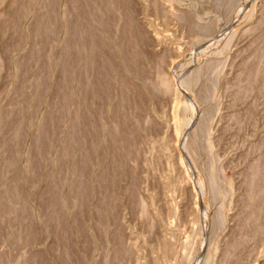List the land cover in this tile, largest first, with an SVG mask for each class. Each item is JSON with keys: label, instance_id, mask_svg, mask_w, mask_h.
<instances>
[{"label": "rangeland", "instance_id": "374dc122", "mask_svg": "<svg viewBox=\"0 0 264 264\" xmlns=\"http://www.w3.org/2000/svg\"><path fill=\"white\" fill-rule=\"evenodd\" d=\"M64 1L0 0V264H201L216 233V264H264V0Z\"/></svg>", "mask_w": 264, "mask_h": 264}, {"label": "bare ground", "instance_id": "6f19581e", "mask_svg": "<svg viewBox=\"0 0 264 264\" xmlns=\"http://www.w3.org/2000/svg\"><path fill=\"white\" fill-rule=\"evenodd\" d=\"M68 1V0H67ZM66 1V2H67ZM71 1V0H70ZM69 1V2H70ZM65 2V1H64ZM65 2V3H66ZM72 2H74V1H72ZM68 3V2H67ZM72 4V3H71ZM263 5H261V7H260V5H259V7L260 8H262V6L264 7V3H262ZM65 4L63 3V6H64ZM75 5V4H74ZM66 6H67V4H66ZM71 6V5H70ZM74 7H76V6H74ZM74 7H73V4H72V8L74 9ZM62 10V9H61ZM64 10V9H63ZM63 13H65L66 14V10H64V11H62ZM74 23L75 22H72V25H74ZM76 24V23H75ZM76 26H77V24H76ZM72 27H74V26H72ZM73 29H75V28H73ZM76 29H77V27H76ZM75 29V30H76ZM236 32H237V29H233V30H231V33H229L228 34V36L227 37H224L223 39L222 38H219L218 40H217V42L216 43H214L208 50L206 49V52L207 53H210V54H213V55H215V56H220L221 54H223V53H225V51H227L226 49L228 48V45L230 44V42L232 41V40H234V37H235V34H236ZM90 40H92V38L90 39ZM89 40V42L91 43H89L90 44V46L88 45V48L89 49H92L95 45H94V41H90ZM96 42V41H95ZM227 59V58H226ZM207 63H209L208 61H207ZM207 63H205V62H203V63H201V64H197L198 66L196 67L195 66V68L188 74V75H184L182 78H180V84L179 85H181L182 87H181V89L182 90H185V93H186V95H187V100L183 103V108L184 109H186V110H194V107L195 108H197V99H198V97L195 95V93H193V86H196V84L198 83V81H199V79H200V75H201V73H202V71H203V69H204V66H206L207 65ZM224 67V66H223ZM222 71V70H221ZM224 72H225V70H223ZM224 72H219V76H218V85H217V88L214 90V96L216 97V98H218V104L219 105H222V104H224L225 106H226V103H225V101H223L222 102V100H223V96L228 92V86H227V82L226 83H224L223 81H220V79L222 78V77H226L225 75H226V73L224 74ZM166 73V72H165ZM165 73H163V75L162 74H160V76H159V78H158V81H157V86L159 87V88H161L162 90H164L165 92L167 91H170L171 89H174L175 88V85H173V81H172V79L171 78H169L168 76H169V74H168V72H167V74L168 75H166ZM171 77V76H170ZM179 77V76H178ZM225 79V78H224ZM178 81H179V79H177ZM222 80V79H221ZM226 80V79H225ZM176 82V81H175ZM222 82H223V84H222ZM179 83V82H178ZM174 86V87H173ZM184 92V91H183ZM196 92V91H195ZM198 95H200L199 93H198ZM226 98V97H225ZM223 105V106H224ZM224 106V107H225ZM224 107H223V109H224ZM226 112V111H225ZM228 112V111H227ZM224 114V113H223ZM228 116H229V114H227ZM224 116H225V114H224ZM190 120L191 119H189V122H190ZM188 122V123H189ZM178 126V130H180V128H181V125L179 124V125H177ZM176 128V127H175ZM177 129V128H176ZM198 129V128H197ZM197 129H195L194 128V130H192L191 132H189V134L190 135H188L187 136V138H185V140H184V142H183V144H182V147H183V149H184V151L187 153V152H189V150L190 149H192L193 147H192V145L195 143L194 141H195V139L197 138L196 137V135H197ZM208 132H209V134H210V130H208L207 131V133L206 134H208ZM208 134V135H209ZM208 135H206V139H207V136ZM211 136V135H210ZM209 136V137H210ZM196 137V138H195ZM209 137H208V139H207V142L208 143H210L208 140H210L209 139ZM197 140V139H196ZM211 141V140H210ZM207 143V144H208ZM209 145V144H208ZM194 146H196V145H194ZM209 147V146H208ZM209 148H211V146L209 147ZM184 152V153H185ZM190 152H191V150H190ZM192 152H193V150H192ZM211 152V151H210ZM185 153V154H186ZM190 154V153H189ZM188 154V155H189ZM190 155H192L193 156V153L192 154H190ZM187 156V155H186ZM191 156V157H192ZM188 158V157H187ZM193 158V159H192ZM191 159H190V157L188 158V167H190L191 168V170H192V172L195 174V176H196V181H197V185H196V190L194 189L193 190V192H195L196 193V197H197V195H200L201 197H202V200L200 201V203H199V205L197 206V211H198V209L200 210V212H201V214H202V216L204 217V215H206L205 213H206V210H207V208H208V206L210 205L209 204V197L211 196V193L213 194V195H215V194H217V195H220L221 194V192H219L218 191V189H216L217 187H215L214 185H209L211 182H209V184H206V181H207V183H208V181H212V179H208L207 178V176L205 177V175L204 174H206L207 172L206 171H204L203 170V172H206V173H204L203 174V172H202V170L201 169H203V168H201V169H199V167H197L196 165H195V163L197 162V161H193L194 160V157H192ZM196 160V159H195ZM181 167L182 166V164L179 162V164H177L176 166H175V170H178L179 169V167ZM199 166V165H198ZM176 167L178 168V169H176ZM189 168V169H190ZM180 170H181V168H180ZM190 170V171H191ZM211 170V169H210ZM211 172V171H210ZM210 172H208L206 175H208ZM209 176H210V174H209ZM212 176H210V178H211ZM194 178V177H193ZM207 179V180H206ZM214 187H215V189H214ZM232 188V187H231ZM230 187H229V190H228V194L229 193H232L231 191H232V189H231ZM190 193H191V190H190ZM225 194V193H224ZM190 195V194H189ZM191 195H192V197H193V194L191 193ZM222 196H225V198L223 199V197ZM221 197H222V200H221V202H220V207H219V214H218V216H217V218L214 220V222L216 221V226H215V230L214 231H216V228H217V231H220V230H222L223 228H225L224 226H225V222H226V219H227V217H228V214H229V206L231 205V197L232 196H230V195H222ZM230 196V197H229ZM189 198V197H188ZM210 198H212V197H210ZM189 199H191V197L189 198ZM200 212H198V214L200 213ZM230 215V214H229ZM205 219V218H204ZM214 229V228H213ZM212 229V230H213ZM205 231V225H202V230L200 231V234H202V232H204ZM214 231L212 232V233H214ZM263 232H264V230H263ZM219 235V234H218ZM217 235V233L216 234H214L212 237H211V239H210V241H209V244H208V247H207V251H206V254L203 256V262L201 263V264H216L217 263V261H219L220 263H221V261H222V258H223V254H224V252H223V247H222V245H220V242H221V240H220V238L221 237H219Z\"/></svg>", "mask_w": 264, "mask_h": 264}]
</instances>
